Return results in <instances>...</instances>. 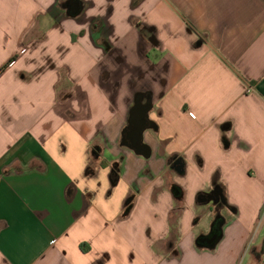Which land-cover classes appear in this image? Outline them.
<instances>
[{
  "label": "crops",
  "instance_id": "1",
  "mask_svg": "<svg viewBox=\"0 0 264 264\" xmlns=\"http://www.w3.org/2000/svg\"><path fill=\"white\" fill-rule=\"evenodd\" d=\"M69 1L0 0V264H264V0Z\"/></svg>",
  "mask_w": 264,
  "mask_h": 264
},
{
  "label": "water",
  "instance_id": "2",
  "mask_svg": "<svg viewBox=\"0 0 264 264\" xmlns=\"http://www.w3.org/2000/svg\"><path fill=\"white\" fill-rule=\"evenodd\" d=\"M69 16H77L82 12L81 3L79 0H70L68 2ZM153 106L151 101L144 104L142 102V97L138 96L136 99L135 106L131 110V116L129 120V125L125 129L124 134L126 135L124 139V145L134 150L137 154L144 156L145 158H150L151 149L149 146L144 144V133L152 125L149 121V115L152 111ZM174 169L182 174L184 172V165L181 159L174 162ZM222 200V190L216 188L213 192L209 194H203L198 197V203L209 204L211 202H219ZM217 239V236L212 238H202L200 242L202 244L212 245Z\"/></svg>",
  "mask_w": 264,
  "mask_h": 264
},
{
  "label": "trees",
  "instance_id": "3",
  "mask_svg": "<svg viewBox=\"0 0 264 264\" xmlns=\"http://www.w3.org/2000/svg\"><path fill=\"white\" fill-rule=\"evenodd\" d=\"M14 61H15V58L11 59L7 64H5L0 69V76L8 69V67ZM111 178H112V183L115 185L119 180V170H118L117 166H114ZM171 191H172V194H173L175 202H176L175 203L176 210L172 213V215L170 217V234H171L170 243L173 242V240L175 241L178 239L179 220H180L181 215H182V209H183L182 206H183V201H184V190L180 186H178L176 184L172 185ZM129 201H131V200H129ZM129 210H130V207L126 210L125 213L127 214L129 212ZM222 222H223L222 219H218L214 223L213 230H216L219 227V225L222 224ZM221 233H222V231H221ZM196 245L198 246V248H204L203 244L200 242V238H198Z\"/></svg>",
  "mask_w": 264,
  "mask_h": 264
},
{
  "label": "rangeland",
  "instance_id": "4",
  "mask_svg": "<svg viewBox=\"0 0 264 264\" xmlns=\"http://www.w3.org/2000/svg\"><path fill=\"white\" fill-rule=\"evenodd\" d=\"M213 228H214V224H212V227L210 228V230L212 231L213 230ZM211 234V233H210ZM252 242H250V246H249V249L248 250H250L251 248H252Z\"/></svg>",
  "mask_w": 264,
  "mask_h": 264
},
{
  "label": "built area",
  "instance_id": "5",
  "mask_svg": "<svg viewBox=\"0 0 264 264\" xmlns=\"http://www.w3.org/2000/svg\"><path fill=\"white\" fill-rule=\"evenodd\" d=\"M252 90L253 88L250 85H248V91H252Z\"/></svg>",
  "mask_w": 264,
  "mask_h": 264
}]
</instances>
